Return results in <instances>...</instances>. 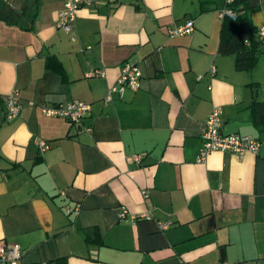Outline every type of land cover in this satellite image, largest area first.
I'll return each instance as SVG.
<instances>
[{"label": "crops", "instance_id": "crops-1", "mask_svg": "<svg viewBox=\"0 0 264 264\" xmlns=\"http://www.w3.org/2000/svg\"><path fill=\"white\" fill-rule=\"evenodd\" d=\"M242 1L257 29L264 0ZM226 5L97 0L65 33L61 0H0V241L20 246L19 264H264V142L196 161L216 107L223 134L264 140L251 85L264 102V44L250 70L219 54ZM187 19L192 32L167 34ZM124 61L139 87L105 103ZM97 68L103 77L87 76ZM13 91L20 111L5 120ZM74 100L91 106L79 124L41 112Z\"/></svg>", "mask_w": 264, "mask_h": 264}, {"label": "built area", "instance_id": "built-area-1", "mask_svg": "<svg viewBox=\"0 0 264 264\" xmlns=\"http://www.w3.org/2000/svg\"><path fill=\"white\" fill-rule=\"evenodd\" d=\"M97 0H61L62 8L58 12L56 19V27L65 33H70L73 28V23L76 18L77 10L82 6H91ZM230 3L232 0H225ZM219 17L235 18L236 13L230 8L225 7L219 12ZM194 28L193 21L187 19L184 23L167 28V34L170 37L182 36L192 32ZM257 39L264 44V23L257 28ZM247 42V41H246ZM213 72V69H212ZM105 72L103 69H94L87 74L88 77L100 76L103 77ZM141 78V71L138 66L130 61H124L120 68V73L116 82L110 86L103 99L105 103L113 100V95L117 94L122 97L123 93L129 89L135 91L139 87ZM200 78V76L198 77ZM4 119L10 120L16 116L20 111L17 93L11 92L5 96L4 100ZM91 106L89 103L79 100L70 101L62 105L55 106H42L41 112L47 116L62 117L74 124H79L90 111ZM222 118L219 108H213L205 120L204 130L201 135V147L196 161L202 162L207 155L213 151L230 152L243 157L247 152L256 153L262 145L264 140L252 135H241L238 133L223 134L221 131ZM40 151L49 147L45 141H40L37 144ZM135 162H139L140 157L135 155L133 157ZM145 194V193H144ZM79 207L76 205L65 206L64 211L67 214L77 213ZM134 218V217H133ZM170 222L160 224L161 229L169 226ZM22 251L18 244L4 243L0 241V264H19ZM217 264H226L219 261Z\"/></svg>", "mask_w": 264, "mask_h": 264}, {"label": "trees", "instance_id": "trees-1", "mask_svg": "<svg viewBox=\"0 0 264 264\" xmlns=\"http://www.w3.org/2000/svg\"><path fill=\"white\" fill-rule=\"evenodd\" d=\"M242 0H232L226 6L236 13L235 18L224 17L220 28V39L218 45L219 54H233L235 56V68L239 70H250L257 63L260 53L261 42L257 39V29L250 25L246 16L241 11L244 6ZM247 34V37L245 35ZM247 41V42H246ZM52 59L47 60V65ZM254 87L252 108L255 117L264 115V102L256 99L257 84H251ZM86 242L102 244L98 236L93 238L86 236ZM53 264H67V257L60 256L52 261Z\"/></svg>", "mask_w": 264, "mask_h": 264}]
</instances>
